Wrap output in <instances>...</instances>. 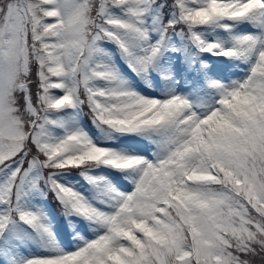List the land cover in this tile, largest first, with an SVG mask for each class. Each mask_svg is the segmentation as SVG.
Listing matches in <instances>:
<instances>
[{"label": "snow or ice", "instance_id": "snow-or-ice-1", "mask_svg": "<svg viewBox=\"0 0 264 264\" xmlns=\"http://www.w3.org/2000/svg\"><path fill=\"white\" fill-rule=\"evenodd\" d=\"M0 264H264V0H0Z\"/></svg>", "mask_w": 264, "mask_h": 264}]
</instances>
